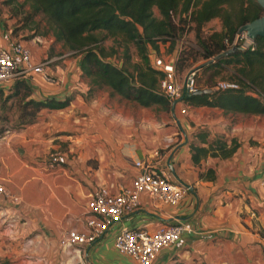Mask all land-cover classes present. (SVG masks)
Masks as SVG:
<instances>
[{
    "label": "crops",
    "instance_id": "1",
    "mask_svg": "<svg viewBox=\"0 0 264 264\" xmlns=\"http://www.w3.org/2000/svg\"><path fill=\"white\" fill-rule=\"evenodd\" d=\"M8 23H0L5 46L22 40L33 62L46 60V70L56 78L49 82L40 74L26 76L20 81L30 89L27 97L72 99L65 108L41 109L29 125L14 127L0 119L5 131L0 137V181L21 197L19 203L1 201L9 208L7 224L0 221L1 264H138L115 248L120 229L154 230L177 222L185 226L180 239L162 249L152 264H264V115L233 119L221 109L191 106L182 99L169 111L161 105L144 107L112 97L106 86L87 99L91 85L83 78L79 56L52 33L16 36ZM18 82L0 87V113L11 111ZM185 104L190 115L176 118L175 110ZM157 106L162 120L148 109ZM197 110L215 116H203L193 126ZM206 128L211 136L236 138L240 147L231 157L208 156L195 165L192 135ZM56 146L63 167L52 170L47 153ZM155 151L164 156L160 165L185 185L180 203L154 205L143 195L142 206L96 242L61 249L66 231L86 228L93 191L106 186L118 193L130 186L138 173L135 161L152 157L158 163ZM213 172L214 178H200V173Z\"/></svg>",
    "mask_w": 264,
    "mask_h": 264
},
{
    "label": "trees",
    "instance_id": "2",
    "mask_svg": "<svg viewBox=\"0 0 264 264\" xmlns=\"http://www.w3.org/2000/svg\"><path fill=\"white\" fill-rule=\"evenodd\" d=\"M26 1L30 5L26 19L33 21L34 17L42 15L56 41L80 57L82 73L89 78L92 92L106 86L113 93L144 107L161 105L169 111L171 103L160 91L164 72L152 64L151 51L153 49L160 56L161 42L178 43L191 24L198 30L204 58L219 57L208 60L197 71L210 72L213 79L232 66L235 73L224 80L239 83V88L219 89L217 81L210 79L209 82L208 79L203 88L209 89L208 92L184 94L182 100L195 107L221 109L226 115H264V37L256 38L254 48L230 54H227L225 43L226 39L232 43L241 26L264 13L257 0ZM155 8L160 16L155 15ZM214 19H220L222 29H213L203 36L202 30ZM110 38L119 41L123 49L121 58L117 47L108 49L104 44V40ZM130 44L135 46L137 60L130 52ZM118 57L119 62L115 60ZM251 88L255 92L249 91ZM70 102V97L52 96L31 99L27 106L33 107L35 116L41 109H61ZM210 137L209 130L199 129L193 134L190 146L195 165L208 156L231 157L240 147L236 138L228 141L222 136ZM214 174L200 173V178H214Z\"/></svg>",
    "mask_w": 264,
    "mask_h": 264
},
{
    "label": "built area",
    "instance_id": "3",
    "mask_svg": "<svg viewBox=\"0 0 264 264\" xmlns=\"http://www.w3.org/2000/svg\"><path fill=\"white\" fill-rule=\"evenodd\" d=\"M225 43L227 50L235 46L254 48V41L239 32L232 43L228 39ZM178 53L180 56L181 52ZM150 57L154 67L164 72V77L160 80V91L173 107L184 94H193L199 90L194 78L196 72L190 73L184 80H178L173 60L166 62L156 54ZM46 66V60L37 64L33 62L31 50L22 40H16L11 46H5L0 37V87H10L31 73L40 74L44 80L55 82L56 78L46 70ZM216 88L236 89L239 88V83L221 80L217 82ZM249 91L255 92L253 88ZM153 156L158 159V163L152 161V157L135 161L138 173L132 178L131 185L118 193L106 186L95 189L87 203L89 215L86 219V228L66 231L59 241L60 248L68 250L96 242L114 223L120 221L126 214L139 209L143 204V195H146L154 205L180 203L185 185L170 176L166 165H160V162L165 160L159 151H155ZM47 163L50 169L57 170L61 164V155L51 153ZM2 200L19 203L21 197L0 181V221L5 225L9 220V208L1 203ZM184 230L185 226L180 222L160 224L154 230L123 226L114 245L117 251L138 264H152L162 249L172 246L180 239Z\"/></svg>",
    "mask_w": 264,
    "mask_h": 264
},
{
    "label": "rangeland",
    "instance_id": "4",
    "mask_svg": "<svg viewBox=\"0 0 264 264\" xmlns=\"http://www.w3.org/2000/svg\"><path fill=\"white\" fill-rule=\"evenodd\" d=\"M29 12H30V5L26 0H0V23H4V25L8 26L9 25L8 22H10V26H11L10 28L12 29L13 34H15L16 36H19V34L21 33L22 35L27 34V38H29L33 35L32 31H34L33 33H36V34L51 33L48 27L49 25L42 15H37L36 17H34L33 21H28L26 17L29 14ZM154 12L156 16H160V12L158 8H155ZM194 27L195 25L190 24L184 36L181 38V40L178 43L174 41L172 45L170 44V42H167V43L161 42V55L159 57L165 61L173 60L175 62V65H176L175 72H176V76L178 80H184L187 75H189L190 73L196 72L194 73L195 83L198 89L202 90L207 84L206 81L209 79V82H211L210 79L212 78L210 76V72H203L202 69H200L199 71H196V69L202 66V64L206 63L208 60L213 59L214 57L210 59L204 58L205 52L202 46L199 44V41L197 38L198 30L195 29ZM219 27H222V23L220 19L212 20L210 23L206 25L205 29L202 30V34L203 36H206V35H209L211 30L213 29H218V30L222 29ZM104 44L106 45V47H108V49H110V47L111 48L117 47V49H119V56L120 58L122 57L123 49L120 47L118 40L115 41L114 39H111V38L105 39ZM182 51L183 52L185 51L184 54L180 53V56H179L178 52H182ZM130 52L133 54L134 60H136V57H137L136 49L133 44H130ZM152 52H153V49H152ZM120 58L118 57L115 60L119 62ZM151 61H152V58H151ZM179 67L181 68L179 69ZM234 73H235L234 67L230 66L226 70H224L220 75L214 77L212 80L218 82L224 79H229L233 76ZM83 78L89 80V78L85 76H83ZM19 86L20 87L16 89V92L14 95V100L12 102L13 106H12L11 111H9L8 113H5L4 111H2L0 113V119L2 120V122L5 123V121H7L8 125L9 123H11L14 127L15 126L20 127L21 125H24V124L29 125V124L34 123L39 113V112H36L34 116L33 107L29 105L27 106V102L31 100L27 97L30 94L29 87L25 86L24 84H19ZM93 94L94 93L92 91H88L87 99L93 96ZM110 95L112 97L117 95V96H120L122 99H125L121 95L113 93L112 91L110 92ZM69 97L72 99V96H69ZM148 109L149 111H151L152 114L153 113L157 114L159 120L163 119L161 117V115L163 114V111H159L158 106L148 108ZM183 109H185L186 111L183 112L182 111ZM174 115L176 118L181 117L183 115L189 116L190 108H188L186 104L182 105L177 109V111L175 110ZM229 115L233 119L241 118L243 120H246V119L251 118L250 116H247L245 114H236V115L229 114ZM33 116L34 118L32 122H29V120ZM203 116L213 117L215 116V114L212 112L203 113L202 110H197L194 114V117H195L194 122L192 121L191 125L195 126L197 123V120L199 121V119H202ZM254 118L256 121L257 120L256 116H254ZM203 130H208V129L206 128ZM4 132H5L4 129L0 128V137L5 135ZM195 132H199V129H197ZM216 136H219V137L222 136L226 138L224 135H220V134H216ZM213 137L214 136H211L210 138H213ZM51 153L61 154V150L57 146L56 148L51 149L47 153V159H49ZM61 167H63L62 161H61L59 168Z\"/></svg>",
    "mask_w": 264,
    "mask_h": 264
},
{
    "label": "water",
    "instance_id": "5",
    "mask_svg": "<svg viewBox=\"0 0 264 264\" xmlns=\"http://www.w3.org/2000/svg\"><path fill=\"white\" fill-rule=\"evenodd\" d=\"M258 4L262 7L264 10V0H257ZM239 34H246V36L255 41L257 37H264V13L257 19L253 20L252 22H249L239 29ZM246 48H243L241 46H235L232 49L227 51V54L233 53L235 51H245ZM219 59V57H216L215 60ZM209 89H203L198 90L196 93L201 92H208ZM177 102H175L176 105Z\"/></svg>",
    "mask_w": 264,
    "mask_h": 264
}]
</instances>
